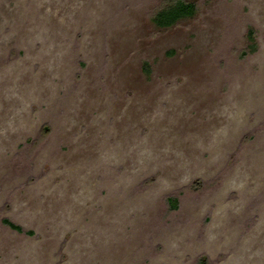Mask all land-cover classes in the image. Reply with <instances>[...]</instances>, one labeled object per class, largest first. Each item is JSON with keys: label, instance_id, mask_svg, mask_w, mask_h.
<instances>
[{"label": "rangeland", "instance_id": "1", "mask_svg": "<svg viewBox=\"0 0 264 264\" xmlns=\"http://www.w3.org/2000/svg\"><path fill=\"white\" fill-rule=\"evenodd\" d=\"M168 1L0 0V264H264V0Z\"/></svg>", "mask_w": 264, "mask_h": 264}, {"label": "trees", "instance_id": "2", "mask_svg": "<svg viewBox=\"0 0 264 264\" xmlns=\"http://www.w3.org/2000/svg\"><path fill=\"white\" fill-rule=\"evenodd\" d=\"M196 10L197 4L195 0H170L162 8L155 12L152 20L158 26H170L180 18L191 16L196 12ZM169 203L173 208H175L177 206V198L170 197ZM4 222L16 230H22L21 226L8 219H4ZM201 264H205V262L201 260Z\"/></svg>", "mask_w": 264, "mask_h": 264}]
</instances>
